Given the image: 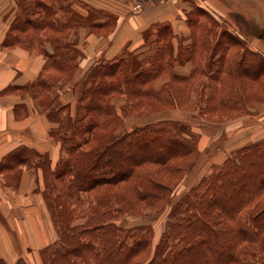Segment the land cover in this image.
Listing matches in <instances>:
<instances>
[{
  "label": "trees",
  "instance_id": "trees-1",
  "mask_svg": "<svg viewBox=\"0 0 264 264\" xmlns=\"http://www.w3.org/2000/svg\"><path fill=\"white\" fill-rule=\"evenodd\" d=\"M16 4L3 44L21 45L46 57L49 72L36 84L43 95L40 106L53 123L50 134L62 149L53 169L47 157L38 154L44 170V200L56 229L55 241L40 250L42 263L264 264V140L242 146L214 164L204 179L172 202L180 173L188 171L199 154V134L174 119L127 129L123 117L190 104L193 78L172 77L156 90L152 83L165 68L164 61L133 72L129 59L120 57L96 64L74 85V102L62 104L60 83L69 81L77 67L78 51L64 40L70 24L58 18L54 3L16 0ZM26 33H30L27 40ZM37 38L40 47L31 42ZM248 57L244 54L233 67L245 64L254 81L264 74V58L253 52ZM219 62L216 71L222 70ZM230 74L216 101L209 100L200 112L218 111L227 118L244 109L249 95L232 90L235 76ZM121 95L126 102L118 111L112 100ZM211 96L216 98L215 93ZM34 153L20 148L0 167ZM168 204V219L151 254V225H130L122 219ZM0 264L5 263L0 259ZM16 264L27 263L19 258Z\"/></svg>",
  "mask_w": 264,
  "mask_h": 264
},
{
  "label": "crops",
  "instance_id": "crops-1",
  "mask_svg": "<svg viewBox=\"0 0 264 264\" xmlns=\"http://www.w3.org/2000/svg\"><path fill=\"white\" fill-rule=\"evenodd\" d=\"M134 3L135 0L68 2L64 20L70 26L64 40L78 51L77 67L69 81L60 83V103H73L74 85L96 64L120 57L129 59L133 72L149 68L158 60L164 61L165 68L152 83L156 90L168 84L172 77L195 78L198 61L202 59L200 49L207 52V46H212L208 52L210 61L229 58L233 63L244 54L249 59V52L264 58V0H164L146 3L141 8H135ZM16 11V0H0V164L10 160V155L20 148L37 153L29 154L27 160L0 167V259L5 264H16L19 258L27 264H43L40 250L55 241L56 229L44 200V170L38 154L45 155L49 169H53L62 149L50 134L53 123L40 106L39 91L35 89L37 81L49 72L45 68L46 57L21 45L3 44ZM203 14L215 23L204 24ZM229 37L232 42H228ZM165 42L168 45L163 48ZM235 46L241 52L231 54ZM46 49L52 48L46 43ZM211 65L204 64L207 71L201 74L206 82L190 90L197 94L195 101L165 105L146 114L130 113L123 117L124 126L132 128L151 122L147 117H156L154 121L176 119L196 123L198 151L204 150L216 135L199 126L202 123L198 119L199 110L209 100L216 101L220 92V80L216 76L225 73ZM235 67L228 69L232 73L243 69L242 74L230 75L246 78L248 86L235 91L263 88L264 74L251 81L249 67L248 70L244 69L245 64L243 68ZM248 99L251 100L250 96ZM112 102L120 111L126 97L121 95ZM227 118L218 122L228 125L226 143L222 145L227 155L264 140V93L257 100L245 102L241 113Z\"/></svg>",
  "mask_w": 264,
  "mask_h": 264
},
{
  "label": "rangeland",
  "instance_id": "rangeland-1",
  "mask_svg": "<svg viewBox=\"0 0 264 264\" xmlns=\"http://www.w3.org/2000/svg\"><path fill=\"white\" fill-rule=\"evenodd\" d=\"M48 1L49 2L52 1V3L55 4V8H56V11H57L56 12L57 16H58V18L60 20L63 21L65 19V14H64L63 8H64V6H67V4H68V2L70 0H48ZM210 21L214 22V19H212L209 16L203 14L202 22L205 24V23H208ZM28 34H30V33H26V34L23 35V38L25 40H27V37L29 36ZM31 42H32V44L34 46L40 47V44H41L42 41H40V39L37 38V39H31ZM207 47H208V48H206L207 52L204 51V48L200 49V55L199 56L202 59L198 61V67H199L198 68V75H196L195 78L192 79V82L194 83V86L196 84H204V82H206V81H204L205 79L201 75L202 72H206L207 71V69L204 68V64L211 65V63H213L210 67L213 68L214 70H217L218 65L220 64V62L218 60H216V61L208 60V58H209V53L208 52L210 51L212 46H207ZM224 51H225V49L223 50V52ZM234 52L235 53L236 52H241V49L239 48V46H235L231 50V54L234 53ZM217 53H219V51H217ZM249 54H250V52H249ZM230 63L231 62L229 61V58L225 59V61H222L223 65H222L221 69L225 70V73L221 77L220 85L222 83H224V81H226V78H228L230 72L232 73V71H230L228 69V68H231V69L233 68V63L231 65H230ZM202 64H203V67H202ZM211 68H209V70ZM213 82H215V81H213ZM230 85L232 87V90L239 89V90L242 91L244 86L248 87L246 78L245 79H243V78L238 79L237 75L235 76V79L232 81V83ZM262 87H263L262 89H259L258 87H255V91H253V89H251L250 92H245L249 96L253 95V97L251 96V100L248 99L249 98V96H248V98H247V100L245 102L249 103V101L257 100L260 97V94H262V92L264 93V85H262ZM35 89H37L38 91L41 90L40 87L37 86V84L35 85ZM39 93L40 92H38V95H41V97L39 96L40 99H38V102L40 104L43 95L39 94ZM188 94H189V97H190V101H192V102L195 101V96L197 94L192 92V91L188 92ZM242 111H243V109H242ZM242 111L234 112V113H232V115L239 114ZM64 115L65 114L63 113V116ZM137 115H140V114L137 113ZM147 118H148V121L152 122V120L155 119L156 117H147ZM198 119L202 121V123H200L199 126L207 127L216 136H214V138L212 139L211 142H207L206 143V147L204 148V150L199 152V154H197L195 156V158H193L191 160L192 163L189 166L188 171L180 173V175H182V176H181L180 179H178L176 181V184L173 187V191H172V194H171L172 202H176L178 200V198L180 196H182L183 193L188 191L192 186L197 184L200 180L204 179L206 177V175L211 172L212 166L214 164L222 161L226 156H228L226 154V151L222 150V145H225V143H226V137H227V134H228L227 133L228 132V130H227L228 125H227V123H224V124H219L218 123V122H220V121H222V120H224L226 118L221 117V115H220V113L218 111L214 112V113H209V114H205L204 112L201 111L200 112V116L198 117ZM137 120H141V119H137ZM144 120H146V119H144ZM174 120H176V119H174ZM153 122H154V120H153ZM182 122H184V121H182ZM184 123L189 124L190 127H191V130L193 132L198 133L196 131L198 129L197 128L198 125L196 123H189V122H184ZM137 125H139V124H137ZM224 128H226V130ZM127 129H130V128H127ZM196 147L198 149V142L196 144ZM177 176H179V174ZM82 196H85V195L82 194ZM170 207H171V205L168 204V205L164 206L162 209H160L158 211H153V210H149L147 212L144 211L143 213L138 214V215L124 216V218L122 219V223H128L130 225H132V224H140V223H149L151 225L152 230H153V237H152L151 244H150V246H151V251H150L151 254L157 248V244L159 243L160 235H161V233L163 232V229H164L165 221L168 219V213H169ZM145 258H143V259H145Z\"/></svg>",
  "mask_w": 264,
  "mask_h": 264
},
{
  "label": "built area",
  "instance_id": "built-area-1",
  "mask_svg": "<svg viewBox=\"0 0 264 264\" xmlns=\"http://www.w3.org/2000/svg\"><path fill=\"white\" fill-rule=\"evenodd\" d=\"M164 0H135L134 6L135 8H141L146 3H155V2H162Z\"/></svg>",
  "mask_w": 264,
  "mask_h": 264
}]
</instances>
